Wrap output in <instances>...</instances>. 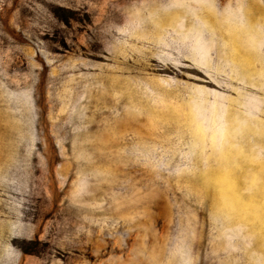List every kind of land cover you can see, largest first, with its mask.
I'll list each match as a JSON object with an SVG mask.
<instances>
[{
  "label": "rangeland",
  "instance_id": "1",
  "mask_svg": "<svg viewBox=\"0 0 264 264\" xmlns=\"http://www.w3.org/2000/svg\"><path fill=\"white\" fill-rule=\"evenodd\" d=\"M0 264H264V0H0Z\"/></svg>",
  "mask_w": 264,
  "mask_h": 264
}]
</instances>
